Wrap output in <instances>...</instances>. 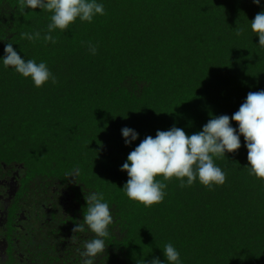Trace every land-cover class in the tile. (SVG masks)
<instances>
[{
    "label": "trees",
    "instance_id": "obj_1",
    "mask_svg": "<svg viewBox=\"0 0 264 264\" xmlns=\"http://www.w3.org/2000/svg\"><path fill=\"white\" fill-rule=\"evenodd\" d=\"M99 2L104 15L57 29L52 44L21 38L43 36L52 13L0 0V57L13 43L57 80L37 88L0 63V264H81L77 248L93 234L72 229L90 191L104 194L113 216L95 264L164 261L169 242L183 264H264V179L245 167L243 137L215 160L223 185L181 188L160 176L166 196L150 207L120 189L128 179L121 166L145 137L173 125L196 133L264 89V48L250 28L264 0ZM125 126L139 133L130 146Z\"/></svg>",
    "mask_w": 264,
    "mask_h": 264
},
{
    "label": "clouds",
    "instance_id": "obj_2",
    "mask_svg": "<svg viewBox=\"0 0 264 264\" xmlns=\"http://www.w3.org/2000/svg\"><path fill=\"white\" fill-rule=\"evenodd\" d=\"M252 2L261 6V0ZM20 7L22 11L40 9L52 13L43 36L39 30L21 33V38L30 42L43 39L52 44L57 42L53 36L57 29L67 30L77 19L91 23L97 15L105 14L104 4L99 0H20ZM250 28L258 36L257 45L264 48V10L255 15ZM242 35V29L235 31V36ZM13 46V43H6L4 55L0 57L5 68L11 67L24 78H29L37 88L49 81L57 82L45 62L25 60ZM87 49L91 55L97 54L95 44L89 42ZM121 134L125 146L132 145L139 138V133L127 126L121 129ZM241 137L247 149L248 164L245 167L249 175L264 179V89L250 91L231 116L214 115L196 133L188 135L173 125L168 130H157L154 137H145L121 166L120 170L127 173L128 179L120 189L130 200L150 207L161 203L166 196L167 184L157 179L160 176L164 181L177 178L181 188L192 186L197 181L209 188L223 185L227 174L215 160L239 150ZM84 199L87 211L83 213V222L76 223L72 231L93 234L92 238L80 243L77 251L81 264H95V258L105 251V238L110 235L113 216L102 192L90 191ZM72 241L77 242L75 237ZM162 251L164 261L154 257L148 264H183L179 250L171 242L165 244Z\"/></svg>",
    "mask_w": 264,
    "mask_h": 264
},
{
    "label": "rangeland",
    "instance_id": "obj_3",
    "mask_svg": "<svg viewBox=\"0 0 264 264\" xmlns=\"http://www.w3.org/2000/svg\"><path fill=\"white\" fill-rule=\"evenodd\" d=\"M0 251L1 252L5 251V242L4 241H0Z\"/></svg>",
    "mask_w": 264,
    "mask_h": 264
}]
</instances>
